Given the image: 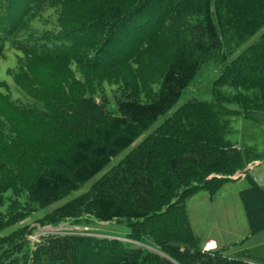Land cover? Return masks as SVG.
Segmentation results:
<instances>
[{
    "label": "trees",
    "instance_id": "trees-1",
    "mask_svg": "<svg viewBox=\"0 0 264 264\" xmlns=\"http://www.w3.org/2000/svg\"><path fill=\"white\" fill-rule=\"evenodd\" d=\"M262 29L264 0H0V264H264L203 251L186 211L257 158L223 117L264 109ZM207 62L212 100L153 129ZM244 180L254 234L264 189ZM30 218L87 230L31 248Z\"/></svg>",
    "mask_w": 264,
    "mask_h": 264
},
{
    "label": "rangeland",
    "instance_id": "rangeland-1",
    "mask_svg": "<svg viewBox=\"0 0 264 264\" xmlns=\"http://www.w3.org/2000/svg\"><path fill=\"white\" fill-rule=\"evenodd\" d=\"M261 31H264V29ZM259 35L257 33L242 44L237 51H233L231 58L235 57L246 47L256 43ZM218 77V65L213 62L203 64L177 103L168 113L160 116L154 122L152 125L153 129L159 126L180 106L189 101H211L213 84ZM235 92L227 86L219 89V93L227 97L235 95ZM227 110L228 113L223 117L226 128L225 140L236 146L235 148L237 149H251L254 151L257 158L250 162V165L254 167L250 172L245 168L246 173L237 172L230 176L229 179L234 182L226 184L223 191L212 198L205 191H199L189 198L186 201L188 221L200 248L203 249V245L207 240H212L218 242L220 245L218 250H222L230 258H244L250 262L264 263V230L254 236L249 235L247 218L239 197L240 191L247 187V183L243 179L245 175L251 174V176H254V173H257L264 181V109L255 110L249 115H244L238 106L229 104ZM47 210L49 209L45 211ZM45 211H38L35 216H41ZM32 220L30 218V222L29 220L27 222L32 228V230L27 232V240L31 248L39 243L43 236L87 230V228L77 225H63L55 229L42 227ZM97 227H99L97 228L98 231H114L107 223L99 224ZM97 236L103 237L104 234H97Z\"/></svg>",
    "mask_w": 264,
    "mask_h": 264
},
{
    "label": "crops",
    "instance_id": "crops-1",
    "mask_svg": "<svg viewBox=\"0 0 264 264\" xmlns=\"http://www.w3.org/2000/svg\"><path fill=\"white\" fill-rule=\"evenodd\" d=\"M234 147H236V146H234ZM253 172H254V171H253ZM249 174H250V173H249ZM250 177H252V179H253L257 184L260 183L262 186H261L260 184H258V185H259L260 187L263 188V186H264V181L259 177V175H258L257 173H254V176H251V174H250ZM247 186H248V184H247ZM245 188H246V187H245ZM263 189H264V188H263ZM222 191H223V190H222ZM222 191H221V192H222ZM221 192H220V193H221ZM245 216H246V215H245ZM248 226H249V225H248ZM263 230H264V229H263ZM263 230H262V231H263ZM258 232H261V230L258 231ZM258 232L254 233V234H251V233H250V229H249V235L251 234L250 236H254V235H256ZM217 244L219 245L218 242H217ZM219 246H220V245H219Z\"/></svg>",
    "mask_w": 264,
    "mask_h": 264
},
{
    "label": "built area",
    "instance_id": "built-area-1",
    "mask_svg": "<svg viewBox=\"0 0 264 264\" xmlns=\"http://www.w3.org/2000/svg\"><path fill=\"white\" fill-rule=\"evenodd\" d=\"M252 167H253V165L248 164V165L246 166V170H250ZM216 246H217V245H216L215 242H208V243L206 244V246H205V250H206V251L214 250V249L216 248Z\"/></svg>",
    "mask_w": 264,
    "mask_h": 264
}]
</instances>
